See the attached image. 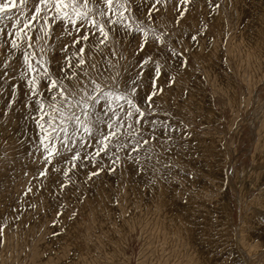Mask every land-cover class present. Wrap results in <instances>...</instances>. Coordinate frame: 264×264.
I'll return each mask as SVG.
<instances>
[{"label":"rangeland","instance_id":"374dc122","mask_svg":"<svg viewBox=\"0 0 264 264\" xmlns=\"http://www.w3.org/2000/svg\"><path fill=\"white\" fill-rule=\"evenodd\" d=\"M15 3L0 13V264H264V0H131L145 26L152 9L163 43L118 24L114 41L79 46L97 65L91 76L136 87L146 114L136 125L121 113L123 129L99 155L96 138L56 142L51 163L29 116L28 79L45 98L47 81L27 72L23 54L37 68L43 55L59 77L79 33L57 21L38 43L41 19L33 47L25 38L12 48V24L34 11L31 0Z\"/></svg>","mask_w":264,"mask_h":264},{"label":"snow or ice","instance_id":"6c2138e0","mask_svg":"<svg viewBox=\"0 0 264 264\" xmlns=\"http://www.w3.org/2000/svg\"><path fill=\"white\" fill-rule=\"evenodd\" d=\"M20 3L27 7L29 0H20ZM31 3L34 11L30 12V18L24 20L23 27L18 28L16 23L12 24V28L17 29L15 34L12 35V48L20 46L18 41H24L25 38H27L28 48H32L33 38L29 29L35 27L33 21L39 23L41 19L43 20V26L39 28V33H42V35H35V41L38 43L45 45L48 43L45 37L50 36L49 29L57 21L70 24L72 29L79 33L73 39L76 51L72 53V56L75 59L70 60L68 55H65L64 65L59 69L61 73L59 77L51 75L43 55L36 59L35 64L39 66L37 68L31 62L32 54L27 51L23 54V62L27 72L35 73L42 70L40 71V77L47 81V97L45 98L40 95L37 76L28 79L29 95L30 98L35 99L36 105V108L30 111L29 116L40 130V143L44 145L47 153L45 158L51 163V157L56 152V142L68 148L70 144L83 143L85 135L89 139L96 138L98 145L96 155H99L100 152H105L109 142L117 137L123 129L121 113H123V119L129 121L135 117L136 125L141 123L146 113L134 100L137 92L136 87H131L125 91L119 89V86L115 85V81H113V85H109L104 80L91 76V71L97 70V65L89 64L87 50L85 47L79 46L80 41L87 43L90 37L100 45H105L109 39L114 41L116 38L115 31H118L115 26L118 24H123L129 32L134 28L137 33H141L145 38L152 35L158 44L163 43L162 36L165 34H157L151 27V23L155 22L151 15L152 9H149L147 19L150 23L147 26L143 22L133 20L131 0H31ZM182 3L187 4L188 0H182ZM16 7L15 0H5L3 4H0V13L7 15L10 9ZM154 8L155 4L153 5ZM126 13L128 15H125ZM21 15H23V11H21ZM180 15L182 16L183 13ZM106 26H110L111 30H106ZM65 34L72 33L66 28ZM195 38L194 36L193 39L195 40ZM146 42V39L142 41L139 49H143ZM68 47V45H65L61 51ZM39 51L44 53L45 49L40 47ZM112 55H115V53L113 52ZM173 55L176 56L178 53L173 51ZM161 74L162 66L157 63L155 65V77L159 78ZM4 75L7 76V73H4ZM99 75H103V73L98 72ZM137 75L139 77V73ZM152 85L153 92L147 95V101H151L152 96L157 94L156 79H153ZM15 95V86H13V98H15ZM25 107H29V105L26 104ZM104 117L108 118L105 121L108 131H101L97 136V122ZM152 123L155 124V121H152ZM117 124H120L119 128H116ZM128 127L131 129L132 125L129 124ZM114 128H116L115 131H113ZM130 134L134 136L135 132ZM77 136H80L79 141L76 139ZM45 141L51 144L50 148L48 144H45ZM143 143L147 144L149 141L144 139ZM141 146L138 141L133 151H137ZM76 158V155L71 157L72 160ZM96 174L98 173L92 175ZM44 175L43 171L40 172V176ZM0 235H2V229H0Z\"/></svg>","mask_w":264,"mask_h":264}]
</instances>
